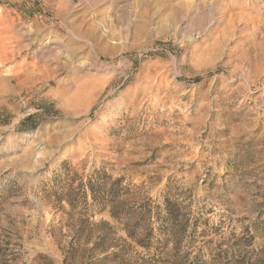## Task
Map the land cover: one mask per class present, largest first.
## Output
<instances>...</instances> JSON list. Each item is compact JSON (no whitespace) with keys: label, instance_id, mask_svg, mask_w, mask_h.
I'll list each match as a JSON object with an SVG mask.
<instances>
[{"label":"rangeland","instance_id":"rangeland-1","mask_svg":"<svg viewBox=\"0 0 264 264\" xmlns=\"http://www.w3.org/2000/svg\"><path fill=\"white\" fill-rule=\"evenodd\" d=\"M92 1L0 0V264H264V0Z\"/></svg>","mask_w":264,"mask_h":264},{"label":"bare ground","instance_id":"bare-ground-1","mask_svg":"<svg viewBox=\"0 0 264 264\" xmlns=\"http://www.w3.org/2000/svg\"><path fill=\"white\" fill-rule=\"evenodd\" d=\"M81 1H83V0H81ZM84 1H87V2H89V1H91V2H93L92 0H84ZM243 1V0H242ZM237 0H229V4H230V6L231 5H235V6H237ZM241 2V1H240ZM239 2V3H240ZM243 2H245V1H243ZM238 3V4H239ZM245 5V4H244ZM227 6V5H226ZM222 7V6H221ZM239 7V6H238ZM230 8V7H229ZM177 10L179 9V8H176ZM224 9V8H223ZM230 10V9H229ZM233 10V9H232ZM228 11V9L226 8L225 10H223L222 12H221V14H220V16L212 23V25H215V23H217V21H218V23H219V21H221L222 19H226V18H228V19H230V18H232V16L231 15H228V14H232V12H230L229 13V11ZM244 11V10H243ZM228 15V16H227ZM237 15H239L238 13H237ZM245 15V14H244ZM236 16V15H235ZM236 17H239V16H236ZM247 18V17H246ZM245 18V19H246ZM234 21V20H233ZM240 21V20H239ZM210 23V22H209ZM219 26V25H218ZM217 28V27H216ZM214 29V28H213ZM79 96V95H78Z\"/></svg>","mask_w":264,"mask_h":264},{"label":"trees","instance_id":"trees-1","mask_svg":"<svg viewBox=\"0 0 264 264\" xmlns=\"http://www.w3.org/2000/svg\"><path fill=\"white\" fill-rule=\"evenodd\" d=\"M168 219H169V218H168ZM165 228H167V227H165ZM169 228H170V227H168V229H169ZM168 229H167V230H168Z\"/></svg>","mask_w":264,"mask_h":264}]
</instances>
